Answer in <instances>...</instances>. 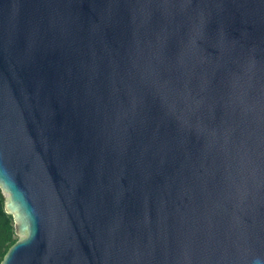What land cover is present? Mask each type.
<instances>
[{
    "label": "water",
    "instance_id": "obj_1",
    "mask_svg": "<svg viewBox=\"0 0 264 264\" xmlns=\"http://www.w3.org/2000/svg\"><path fill=\"white\" fill-rule=\"evenodd\" d=\"M1 264H264V0H0Z\"/></svg>",
    "mask_w": 264,
    "mask_h": 264
},
{
    "label": "trees",
    "instance_id": "obj_2",
    "mask_svg": "<svg viewBox=\"0 0 264 264\" xmlns=\"http://www.w3.org/2000/svg\"><path fill=\"white\" fill-rule=\"evenodd\" d=\"M7 196L0 185V264L10 247L20 238L13 213L6 211Z\"/></svg>",
    "mask_w": 264,
    "mask_h": 264
},
{
    "label": "rangeland",
    "instance_id": "obj_3",
    "mask_svg": "<svg viewBox=\"0 0 264 264\" xmlns=\"http://www.w3.org/2000/svg\"><path fill=\"white\" fill-rule=\"evenodd\" d=\"M20 237H21V235H20Z\"/></svg>",
    "mask_w": 264,
    "mask_h": 264
}]
</instances>
